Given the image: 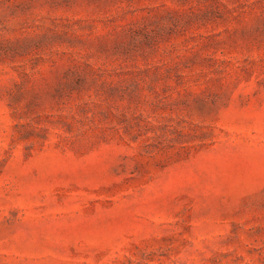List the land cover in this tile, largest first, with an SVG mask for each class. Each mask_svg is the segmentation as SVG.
Listing matches in <instances>:
<instances>
[{
    "label": "rangeland",
    "instance_id": "374dc122",
    "mask_svg": "<svg viewBox=\"0 0 264 264\" xmlns=\"http://www.w3.org/2000/svg\"><path fill=\"white\" fill-rule=\"evenodd\" d=\"M0 264H264V0H0Z\"/></svg>",
    "mask_w": 264,
    "mask_h": 264
}]
</instances>
